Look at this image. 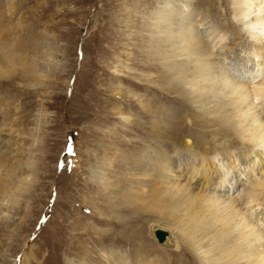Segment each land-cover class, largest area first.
<instances>
[{"label":"rangeland","instance_id":"obj_1","mask_svg":"<svg viewBox=\"0 0 264 264\" xmlns=\"http://www.w3.org/2000/svg\"><path fill=\"white\" fill-rule=\"evenodd\" d=\"M160 1L0 0V264H105L110 249L121 255L140 249L150 259L158 254L157 247L174 251L164 249L151 236L154 225L182 244L169 222L149 209L127 217L128 223L116 220L120 213L105 209L101 188L90 175V168L101 167L107 174L103 179L113 184L118 180L116 155H127L138 146L150 150L138 130L140 122L150 126L144 104L159 109L161 115L154 120L172 113L171 102L176 99L156 78L154 67L159 61L154 63L137 50L143 39L137 33L141 19ZM192 1L189 11L173 15L201 12L193 23L201 25L206 13L198 8V0ZM261 1L255 0L250 13L237 20L228 15L222 0L220 14L206 19L198 30L204 44L217 42L211 58L225 62L220 68L238 76L250 69L253 75L248 76L256 77L255 84L264 78V57L238 51L228 33L214 38V30L223 22L235 24L244 41L258 37L263 45L264 38L253 26L242 29L264 16ZM235 79L233 83L240 82ZM172 116L169 125L179 119ZM175 151L184 152L179 146L173 151L177 155ZM241 159L238 153L225 185H219L217 175L228 168H221V157L211 168L212 180L201 178L198 183L209 184L207 191L215 195L237 196L264 170L263 161L255 155ZM249 161L252 164L247 167ZM14 172L16 183L7 186ZM237 174L238 180H232ZM263 211L255 209L250 216L257 217L252 222L262 231ZM167 255L170 264H198L196 258Z\"/></svg>","mask_w":264,"mask_h":264},{"label":"bare ground","instance_id":"obj_2","mask_svg":"<svg viewBox=\"0 0 264 264\" xmlns=\"http://www.w3.org/2000/svg\"><path fill=\"white\" fill-rule=\"evenodd\" d=\"M220 1L198 0V8L206 13L201 25L206 19L220 14ZM254 2L224 0V6L228 15L239 20L250 13ZM159 3L141 19L143 21L137 33L143 39L137 50L145 53L150 61H159L154 67L159 74L156 78L166 86L163 90L168 95H174L170 96L176 99L172 102L177 103L171 102L172 113L163 114L165 116L162 115L160 120H154L161 115L155 104L148 102L143 105L145 115L151 117L148 121L150 126L143 127L140 122L138 130L146 139L144 141L150 144V150H142L138 146L127 155H116V167L119 169L115 183L103 179L107 174L101 167L94 171L91 166L90 175L96 180V186L102 189L99 190L102 191L105 209L120 213L119 217L115 216L116 220L128 223L129 217L149 209V212H155L169 222L168 225L179 234L182 244L169 232V242L165 245L156 242L164 249L174 251L166 252L157 247L154 251L158 254L150 259L140 249L132 251L133 255H121L110 249L105 264H170L168 253L187 259L196 258L198 264H264V231L252 222L257 221V217L250 218L254 216L253 210L264 208V170L232 198L231 194L208 192L209 184L198 183L201 178L212 180L211 168L218 157L222 158L221 168L228 166L225 174H217L219 185H225V177L237 163L238 153L243 158L241 161L255 155L264 163V78L255 84L256 77H250L253 75L249 73L250 69L238 76L220 68L225 62L223 64L221 59L211 58L217 42L211 43V46L204 44L198 32L201 25L193 24L201 12L198 15L190 12L184 16L173 15L175 11H189L192 0H162ZM252 21V24L242 25V29L253 26L256 34L264 38V16ZM238 27L235 24L227 26L223 22L214 30V38L228 33L230 44L238 51L248 50L264 57V44L258 43V37L248 43ZM233 77H238L240 82L233 83L236 80ZM189 103L198 106L193 108ZM172 115H177L179 119L170 126L168 120L174 119ZM166 116L168 118H164ZM125 120L130 121L128 118ZM169 140L173 141L175 148L179 146L184 152L177 154L175 151V155V148L171 143L167 144ZM195 147H199L198 150L195 151ZM231 157L233 161L230 162ZM251 164L249 161L247 167ZM17 173L14 172L7 186L16 183ZM111 173L115 172L111 169ZM239 176L237 174L232 180H238ZM225 190L232 191L230 187Z\"/></svg>","mask_w":264,"mask_h":264},{"label":"water","instance_id":"obj_3","mask_svg":"<svg viewBox=\"0 0 264 264\" xmlns=\"http://www.w3.org/2000/svg\"><path fill=\"white\" fill-rule=\"evenodd\" d=\"M150 234L155 238V240L162 245H165L170 240V234L167 230L160 227L151 226Z\"/></svg>","mask_w":264,"mask_h":264}]
</instances>
